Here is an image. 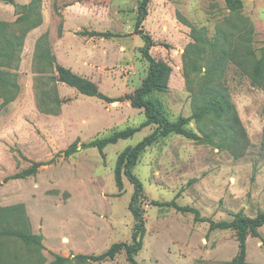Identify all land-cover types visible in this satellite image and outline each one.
I'll return each instance as SVG.
<instances>
[{
	"label": "rangeland",
	"instance_id": "1",
	"mask_svg": "<svg viewBox=\"0 0 264 264\" xmlns=\"http://www.w3.org/2000/svg\"><path fill=\"white\" fill-rule=\"evenodd\" d=\"M139 2L0 0V260L39 264L9 234L16 230L42 236L41 264L56 256L130 264L133 186L122 170L118 183L116 166L156 126L102 150L81 148L139 127L143 109L82 94L59 81L55 65L110 98L132 93L148 70ZM238 2L148 3L139 29L170 76L145 96L167 128L133 169L143 186L139 264H264V224L246 236L243 262L236 231L216 225L264 211V0ZM214 97L227 101L228 116L200 112ZM73 143L77 151L64 155ZM34 162L42 163L34 172L10 178Z\"/></svg>",
	"mask_w": 264,
	"mask_h": 264
},
{
	"label": "trees",
	"instance_id": "2",
	"mask_svg": "<svg viewBox=\"0 0 264 264\" xmlns=\"http://www.w3.org/2000/svg\"><path fill=\"white\" fill-rule=\"evenodd\" d=\"M13 3V0H6ZM150 0H140L137 6V18L135 27L142 35V39L144 41L143 47H141V54L148 62V70L147 74L142 80L139 87H137L132 93L125 94L124 96H120L118 98H110L108 96L103 95L98 92L95 86L86 80L74 73H72L69 69L56 64L55 69L58 73V79L61 82H64L68 86L75 88L78 92L88 95V96H96L106 102L112 101H120L127 100L134 108L143 109L144 113V121L141 123L139 127L136 128H125L119 131L114 132L113 134L96 138L89 142L81 143V148H96L98 150H102L107 145L115 144L121 139H126L131 137L136 131H139L142 127L148 125H155V130L145 137L141 142H139L136 146L132 148L126 149L119 157L118 163L116 166V179L120 184V172L127 177L128 181L133 186V194L131 197V202L129 204V210L132 213L135 219L134 229L132 231L131 240L132 243L126 246V252L129 259L130 264H139L134 258V252L137 250V233L142 225V216L139 212V209L136 205L139 200L140 194L143 190V186L141 181L134 174L133 169L137 159L139 158L140 153L144 149L147 144H150L154 140L157 139L159 134L167 128V123L165 119L162 117L160 112L157 110L155 103L145 96L152 90L157 88H166L168 85V80L170 76V67L161 61L156 60L150 53L151 41L150 39L141 32L139 27L142 25L146 15H147V6ZM228 5L232 8L240 7V2L238 0H227ZM258 66L253 73V81H258ZM230 106L224 98L214 97L212 102L209 105H206L203 112L207 113L208 111L214 113L216 116L225 117L230 113ZM77 151V145L73 143L68 149L64 151V155L69 156L72 153ZM41 162H34L30 168L26 170L16 173L12 175L10 178L22 177L26 175L28 172H34L38 166H40ZM264 224V211L257 214L256 217H243L241 215H236L233 220L229 222H219L216 225L221 228H232L236 231V236L239 243V254L238 258L243 262L245 256V240L248 233L256 234V228ZM9 234L16 235L25 246L28 248L34 249L36 252L39 264L42 263V256L40 251L43 249L42 244V236L38 234H32L27 231L17 232L13 230ZM78 259H81L82 256L78 255ZM67 258H63L60 256H56L55 260L48 264H63V262H67ZM0 264H17V260L15 258L11 259H2L0 260Z\"/></svg>",
	"mask_w": 264,
	"mask_h": 264
},
{
	"label": "crops",
	"instance_id": "3",
	"mask_svg": "<svg viewBox=\"0 0 264 264\" xmlns=\"http://www.w3.org/2000/svg\"><path fill=\"white\" fill-rule=\"evenodd\" d=\"M87 5H89L91 2H85ZM88 14V13H87ZM95 15L94 12L91 13V17H93Z\"/></svg>",
	"mask_w": 264,
	"mask_h": 264
}]
</instances>
